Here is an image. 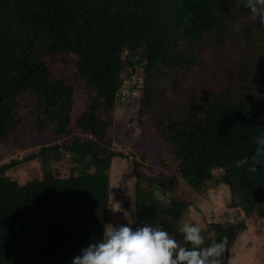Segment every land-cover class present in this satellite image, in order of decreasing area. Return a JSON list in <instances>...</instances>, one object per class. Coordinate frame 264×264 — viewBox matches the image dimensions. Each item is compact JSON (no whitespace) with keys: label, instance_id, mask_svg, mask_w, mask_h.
I'll list each match as a JSON object with an SVG mask.
<instances>
[{"label":"trees","instance_id":"trees-1","mask_svg":"<svg viewBox=\"0 0 264 264\" xmlns=\"http://www.w3.org/2000/svg\"><path fill=\"white\" fill-rule=\"evenodd\" d=\"M245 2L0 0V145L29 131L49 140L24 158L0 154V264H72L102 242L110 169L123 157L112 149L116 108L139 67L131 122L159 141L162 170L147 164L145 175L146 157L133 162L138 219L130 227L161 226L183 244L179 227L192 204L181 185L200 194L215 171L247 216L264 204V163L256 172L236 167L264 136V26ZM79 83L87 103L74 118ZM34 161L41 180L21 186L8 176ZM65 161L63 174L54 163ZM202 235L204 246L236 236L221 224Z\"/></svg>","mask_w":264,"mask_h":264},{"label":"rangeland","instance_id":"rangeland-1","mask_svg":"<svg viewBox=\"0 0 264 264\" xmlns=\"http://www.w3.org/2000/svg\"><path fill=\"white\" fill-rule=\"evenodd\" d=\"M123 75L130 71L127 66ZM137 73L125 80L123 95L119 97L116 108V117L112 130V149L123 157H117L110 169L111 200L110 218L108 224L115 226L129 225V219L134 224L138 217L134 210V185L135 179L130 176L133 162H142L141 156H145L143 172L149 175L146 167H152L153 172H161L158 159L161 157V145L157 139H153L152 132L143 135L140 128L131 118L138 109L140 92L142 87L143 69L137 68ZM135 84V89L130 86ZM87 95L81 83L76 85V105L73 109V117L76 118L85 108ZM48 135L32 131L19 136L15 135L6 144L0 145L2 160L10 158H24L36 152L43 146L49 145ZM20 137V138H19ZM69 155H66V159ZM1 160V159H0ZM55 167L63 174L68 172L67 162L54 163ZM215 178L205 183L200 194H194L188 186L181 185L180 195L191 202V207L186 217L181 222L194 223L201 227L202 231L208 230L210 224H221L230 232L236 234L231 240H227L224 250L229 254L227 264H264V204L259 205L250 215L242 210L238 199L234 197L230 188L217 181L220 179L218 171L214 172ZM12 180L18 181L21 186H27L34 180L44 177L41 164L38 161L25 163L19 168L8 173ZM23 188V187H22ZM129 202L131 208H127ZM131 224V225H132ZM226 254V255H227Z\"/></svg>","mask_w":264,"mask_h":264},{"label":"clouds","instance_id":"clouds-1","mask_svg":"<svg viewBox=\"0 0 264 264\" xmlns=\"http://www.w3.org/2000/svg\"><path fill=\"white\" fill-rule=\"evenodd\" d=\"M245 7L251 18L264 26V0H246ZM255 144V154L238 160L237 168L247 166V171L256 172L257 166L264 163V136L257 137ZM132 223L129 219V225ZM179 232L183 244L161 226L146 223L134 231L130 226L107 224L102 242L82 248L72 264H222L227 237L204 246L205 237L199 225L184 222ZM188 244L191 247L185 246Z\"/></svg>","mask_w":264,"mask_h":264}]
</instances>
